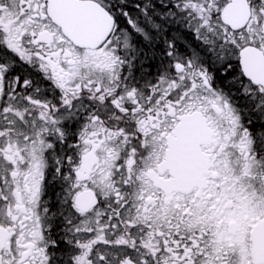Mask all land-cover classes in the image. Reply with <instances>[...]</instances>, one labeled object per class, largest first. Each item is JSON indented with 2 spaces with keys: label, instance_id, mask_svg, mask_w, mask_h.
I'll list each match as a JSON object with an SVG mask.
<instances>
[{
  "label": "snow or ice",
  "instance_id": "1",
  "mask_svg": "<svg viewBox=\"0 0 264 264\" xmlns=\"http://www.w3.org/2000/svg\"><path fill=\"white\" fill-rule=\"evenodd\" d=\"M0 264H264V0H0Z\"/></svg>",
  "mask_w": 264,
  "mask_h": 264
}]
</instances>
